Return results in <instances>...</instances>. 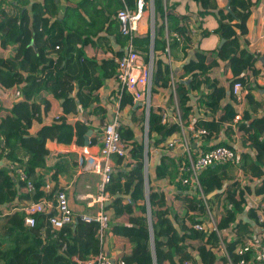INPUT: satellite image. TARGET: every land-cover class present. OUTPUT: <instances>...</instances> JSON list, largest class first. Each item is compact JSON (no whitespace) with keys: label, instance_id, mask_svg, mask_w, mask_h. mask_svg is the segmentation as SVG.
<instances>
[{"label":"trees","instance_id":"16d2710c","mask_svg":"<svg viewBox=\"0 0 264 264\" xmlns=\"http://www.w3.org/2000/svg\"><path fill=\"white\" fill-rule=\"evenodd\" d=\"M181 1L183 0L177 2V8ZM192 1L200 6V11L196 15L199 22L195 23L200 38L197 48L195 47L196 58L184 64L179 71V77L181 79L188 77L190 85L179 80L176 89L185 125L192 122L194 117L193 91L200 92L198 99L200 106L218 115L210 121L200 120L198 124L196 122L198 127L208 129L210 134L207 138L211 139L213 135H220L223 130L230 135L234 130L231 123L237 115L232 104L234 96L231 92L230 100L227 99V87L219 73L221 61L225 63L226 70L232 73L231 87L235 81L242 79L241 74L252 71L258 75L260 72L259 53L243 45L240 35L248 34L247 22L253 7L264 0ZM229 1L230 9H227ZM164 2L165 0H154L158 29L155 42L157 44L160 36L163 37L165 45V25L164 23L159 25L158 22L159 17L164 18L166 15ZM125 3L129 8L137 6V0H117L116 10L122 9ZM167 9L170 29L183 35L186 42L192 43L194 32L188 25L193 18L192 15L170 12L171 9L176 10V4L172 5L170 0H167ZM58 11L57 0L43 2L0 0V70L3 67L12 69L18 67L31 72L35 66L42 64L46 53L52 51L60 54L57 56V62L62 63L64 47L69 44L74 34L66 30L70 24L69 13L62 20L57 16ZM145 12H149V0H145L141 20ZM208 17H216L218 27L212 30L205 26ZM116 24L119 35L124 37L120 31L117 14L111 26ZM212 34H219L225 38L222 48L215 47L212 50L204 48V41ZM137 40L136 36L135 43ZM72 49V47L66 49L67 62L74 60ZM209 53L214 56L210 62ZM109 62L115 65L113 59H109ZM170 81V66L159 60L153 78V96L167 94L171 87ZM248 98L254 102L252 94H249ZM126 106L133 107L134 101L125 89L121 108ZM134 115V124L144 127V108L140 107L134 111ZM162 115L161 107L151 108L149 120L151 148L166 146L168 138L181 130L178 123H162ZM242 119L238 122L239 130L245 136L253 135L250 146L256 154V159L251 158L249 154L244 155V168L256 177L262 178V184L256 188V192L264 194V138H262L264 115L251 121L252 114L245 111ZM121 135L129 145L132 144L131 158L126 160L121 156L112 157L113 165L116 163L117 166L115 165L111 182L106 187L112 196L110 205L106 207L111 212L110 253H114L117 260H123L125 264H180L187 260L191 264H223L226 259L220 255L222 243L219 236L212 226L201 218L207 214L203 200L197 195L187 193V186L180 179L188 175V172L181 168V162L188 161L187 155L180 154L177 158L166 153L160 157L159 164L155 165L152 178L173 184L176 192L169 200L164 192L158 191L155 186L151 187L152 235L145 197L144 146L135 138L136 132L130 125L121 126ZM74 154L53 155L43 147L41 136L25 138L11 133L6 139H0V264H86V261L105 251V245L98 235V221L87 222L78 218L73 224L76 225L75 229L73 225H67L59 231L49 232L45 240L41 236V228L45 224L44 215L33 228L25 226L24 223L25 208L44 196L48 177L55 180L59 186L61 175L71 179L74 174H83L91 169L85 155L75 157ZM3 160L23 169L28 179L15 181L11 170L2 166ZM124 167L131 169L126 170ZM228 179L233 182L221 193L210 197L209 203L215 210L219 227L232 226L234 229L249 233L253 225L247 220L256 221L259 210L251 209L246 215L245 225L239 224L245 211V191L234 181L236 175L233 173V167L230 164L209 166L200 176L207 195L222 189ZM28 181L32 183L33 189L28 186ZM119 194L122 197L116 196ZM126 195H131V200L128 201L124 197ZM196 223H203L204 229H196L194 227ZM242 242L241 238H229L226 241L235 261L239 259L236 253Z\"/></svg>","mask_w":264,"mask_h":264},{"label":"crops","instance_id":"0c3cea01","mask_svg":"<svg viewBox=\"0 0 264 264\" xmlns=\"http://www.w3.org/2000/svg\"><path fill=\"white\" fill-rule=\"evenodd\" d=\"M37 1L43 2L44 0ZM57 1L59 8L57 16L63 20L69 13L70 24L67 25L66 30L73 33L74 37H71L69 44L64 47L61 64L57 62V56L60 54L52 51L46 53L42 64L35 66L31 72L18 67L13 69L3 67L0 70V139H6L11 133L25 138L41 136L43 147L53 155L58 156L61 153H75V157L85 155L88 167L91 169L83 174L76 173L71 176V179L61 175L59 181V184L65 185L64 189L69 195L74 213L79 216L84 213H92L94 209L89 208L87 202L78 198V195L97 192L100 182V176L91 171L93 163L88 153H96L100 148L103 129L116 116H119L122 125L133 127L137 140L144 139L142 131L144 127L134 124V111L143 106L138 105L139 102H134L133 107L121 108L125 89L118 79V59L126 49L127 40L119 35L116 28L118 24L111 26L118 13L116 10L117 0ZM178 1L180 0H170L172 5L176 4V10L171 9L170 12L192 15L193 18L188 23L189 28L194 32L192 43L185 41L181 45L175 39L172 40L175 31L170 29L169 22L168 35L173 41L170 55L167 52L166 44L164 45L163 37L159 36L156 44L158 29L154 0H149V12H145L139 23L138 40L135 43L146 60L149 58L148 54L153 51L156 57V66L159 60L168 64L176 83L179 80L188 79V77L181 79L179 71L184 64L192 58H196L195 49L200 38L198 30L195 28V23L199 22L196 15L200 11V6L195 1L183 0L177 8ZM125 5L127 4L125 3ZM164 6L166 15L164 18H158L159 25L162 23L165 25L167 13H169L167 0H165ZM130 9L135 12L137 6ZM205 26L212 30L215 29L218 27L217 18H206ZM247 26L248 34L240 35V41L253 52L259 53L261 63L258 64V68H260V72L257 75L249 71L253 74L252 82L249 84L250 92L244 94L243 101L237 107L234 106L233 100L232 104L237 114L240 113L242 117L245 111L251 113V121H253L264 115V62L261 59L264 56V2L253 7ZM221 38L219 34H212L204 41V48L212 50L218 47ZM166 40L167 29L165 27ZM67 47L73 48L71 52L74 58L73 62H67ZM109 59H113L115 65H112ZM213 59L214 56L209 53L208 62ZM219 73L227 87V99L230 100V93L232 92L233 95L230 81L232 73L226 70L225 63L222 61ZM249 94L254 97V102L249 101ZM192 96L194 98V117L192 122L184 125L187 130L193 125L192 123L196 124L197 122L198 124L200 120L210 121L218 116L206 107L200 106L199 91H193ZM155 97L157 98L155 106L161 107L162 112L168 111L169 121L177 123L179 111L181 115L182 112L179 109V102L178 104L176 102L172 85L167 94L156 96L152 94V107H154L153 99ZM167 123L169 124V122ZM231 124H233L234 130L230 135L223 130L220 135H213L211 139H233L236 131L234 122ZM240 132L243 134L241 130ZM244 137L243 139H245ZM86 139H89L88 144H86ZM206 139L210 138L206 137ZM156 160L160 162V157ZM115 165L116 163H114ZM48 179L50 178L48 177ZM127 196L124 197L127 198ZM242 218L246 219L247 217L243 215ZM111 240L112 234L105 245L109 253Z\"/></svg>","mask_w":264,"mask_h":264},{"label":"built area","instance_id":"2783aa9c","mask_svg":"<svg viewBox=\"0 0 264 264\" xmlns=\"http://www.w3.org/2000/svg\"><path fill=\"white\" fill-rule=\"evenodd\" d=\"M145 0H137V10L133 12L127 5L120 9L117 13V18L120 23L121 34L126 38V49L122 52L118 59V79L126 89L134 102H141L145 112L144 128V177H145V197L148 206L150 225L151 205L150 192L151 187L155 186L158 191L164 192L168 199L176 192L173 184H169L166 180L152 178L151 171V155L152 148L150 147V130L149 120L152 108V87L154 73L157 69L155 53L152 51L148 54V60L137 49L135 45V37L138 34L139 23L143 15ZM165 27L167 29L166 49L168 54L171 53L172 40L178 41L179 44L185 43V37L175 32L174 38L169 37V21L166 18ZM172 91L176 102H179L178 91L176 89V81L173 73L171 74ZM242 79L235 81L232 86L233 104L235 107L241 104L245 93L250 92L249 84L253 79V74L245 72L241 75ZM180 109V102H179ZM242 116L238 113L234 118L235 131L233 139H206L210 134L205 127H198L195 123L190 126V129L185 128L182 120V115L179 111V117L176 122L181 126L180 132L171 135L168 138L166 146L160 145L153 147L156 151H161L159 157L163 154L170 153L177 158L180 154H186L188 161L181 162V168L188 172V175L180 178L182 183L187 186L186 192L199 196L206 206L207 214L202 218L205 219L215 230L222 243L221 254L226 261L223 264H264V194L257 193L256 188L262 184V178L256 177L250 171L244 168V155L249 154L251 158L256 159V154L251 144L252 134H241L238 122ZM168 111H164L162 115V123L170 121ZM122 121L119 116H116L112 122L107 123L103 129L101 137V146L96 153L89 152L88 155L92 160V173L100 176L97 192H89L86 195L79 194L78 198L87 202L89 208H93L92 213H84L76 215L72 208L68 193L65 191V185L59 184L53 179L46 181L45 194L38 200L30 203L25 208L24 223L27 227H35L41 216H45L44 226L41 228L42 239L45 240L49 232H55L63 229L67 225H73L78 218L87 222L98 221V235L102 244L106 245L110 238V211L107 210V203L111 201V194L106 187L111 182V175L115 169L112 163L113 156H121L126 160H130L131 154L130 145L122 138L121 135ZM149 133V136H147ZM243 136L246 139H243ZM244 137V138H245ZM264 138V135L262 136ZM149 142V143H148ZM226 143V144H223ZM208 148L205 149L204 147ZM217 164H230L233 167V173L236 175L234 180L240 184L244 192L245 211L243 215H248L251 209H258L256 221L247 220L253 225L249 233H245L241 229L231 227H219L216 218L215 210L209 203V195L204 191L200 180L201 173L209 166ZM134 163L131 165V167ZM2 166L8 167L11 170L12 176H18L20 180H27L25 171L18 168L15 164L2 161ZM131 167L126 170H130ZM17 181V180H15ZM232 180L224 182L223 190L232 183ZM28 186L33 189V185L28 181ZM131 200L128 198V201ZM242 215V216H243ZM246 219H241L239 224L245 225ZM153 225V224H152ZM194 227L198 230L204 229L203 223H196ZM152 233V232H151ZM153 235V233H152ZM229 238L242 239V243L237 248L239 259L234 260L229 252L226 241ZM154 246V240H152ZM154 254V253H153ZM155 257V255H154ZM86 264H125L123 260H117L116 255H112L106 249L86 261ZM180 264H191L190 261H185Z\"/></svg>","mask_w":264,"mask_h":264},{"label":"water","instance_id":"95a60500","mask_svg":"<svg viewBox=\"0 0 264 264\" xmlns=\"http://www.w3.org/2000/svg\"><path fill=\"white\" fill-rule=\"evenodd\" d=\"M227 9H230V1L227 4ZM153 17H154V13H153ZM154 21H155V19H154ZM224 43H225V38L222 37L218 47L222 48ZM261 59L264 62V56ZM182 82L185 83L186 85H190L191 81H190V79H187V80L183 79ZM138 105H142V103L139 102ZM147 136H149V133H147ZM88 143H89V139H86V144H88ZM222 191H223V189L213 191L211 194H209V198L212 197L213 195H216L217 193H221ZM116 196L122 197V195H120V194L116 195ZM127 198H131V195H128ZM110 203H111V201H108L107 206L110 205ZM150 227H151V232L153 233V225H152V223H151ZM73 228L75 229L76 225H73ZM153 253H154V255L156 254L154 246H153Z\"/></svg>","mask_w":264,"mask_h":264},{"label":"rangeland","instance_id":"374dc122","mask_svg":"<svg viewBox=\"0 0 264 264\" xmlns=\"http://www.w3.org/2000/svg\"><path fill=\"white\" fill-rule=\"evenodd\" d=\"M150 47H151V44H150ZM156 103H157V98L155 97L153 99L154 106L156 105ZM142 131L144 132V139H138V141L140 143H143L144 144V141H145V128ZM152 150L153 151H152V156H151V158H152L151 159V161H152L151 166H152V173H153L154 168H155V165L159 164V162L156 159H159V154L161 153V151H156L153 147H152ZM12 177H13L14 180H20V178L18 176H12Z\"/></svg>","mask_w":264,"mask_h":264}]
</instances>
